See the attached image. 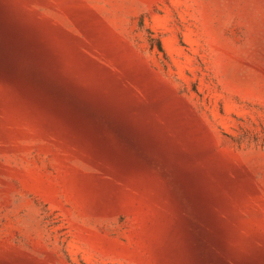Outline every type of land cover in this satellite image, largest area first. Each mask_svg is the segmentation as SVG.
Wrapping results in <instances>:
<instances>
[{"label": "rangeland", "instance_id": "obj_1", "mask_svg": "<svg viewBox=\"0 0 264 264\" xmlns=\"http://www.w3.org/2000/svg\"><path fill=\"white\" fill-rule=\"evenodd\" d=\"M0 264H264V0H0Z\"/></svg>", "mask_w": 264, "mask_h": 264}, {"label": "trees", "instance_id": "obj_2", "mask_svg": "<svg viewBox=\"0 0 264 264\" xmlns=\"http://www.w3.org/2000/svg\"><path fill=\"white\" fill-rule=\"evenodd\" d=\"M160 48H161V44H160Z\"/></svg>", "mask_w": 264, "mask_h": 264}]
</instances>
